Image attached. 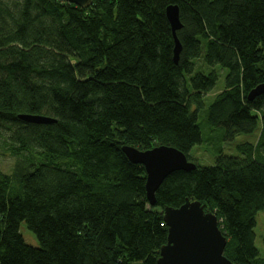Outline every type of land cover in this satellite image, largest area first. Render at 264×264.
Masks as SVG:
<instances>
[{"label": "trees", "instance_id": "obj_1", "mask_svg": "<svg viewBox=\"0 0 264 264\" xmlns=\"http://www.w3.org/2000/svg\"><path fill=\"white\" fill-rule=\"evenodd\" d=\"M171 5L183 25L178 64ZM201 59L228 71L206 117L218 76L196 72ZM263 82L264 0H93L88 9L0 0V157L14 160L12 174L0 170V264H158L164 209L187 199L218 216L227 258L264 264L255 232L264 159L221 157L172 174L156 194L159 213L144 166L122 150L167 145L189 158L203 142L200 117L223 142L252 134L256 112L264 127V96L248 95Z\"/></svg>", "mask_w": 264, "mask_h": 264}, {"label": "water", "instance_id": "obj_2", "mask_svg": "<svg viewBox=\"0 0 264 264\" xmlns=\"http://www.w3.org/2000/svg\"><path fill=\"white\" fill-rule=\"evenodd\" d=\"M57 1L75 4L82 9L93 5V0ZM166 14L173 30L174 60L178 64L182 44L177 33L183 28L179 7L169 6ZM261 96H264V82L251 90L248 99L253 101ZM19 119L30 124L55 123L43 116L21 115ZM122 150L132 163L144 166L146 195L151 207L156 206V194L169 176L198 169V165L190 161L186 154L172 146L161 145L150 150L124 146ZM163 219L168 227V241L161 248L158 264H236L225 255L228 238L219 227L218 216L201 202L187 199L179 208L167 206Z\"/></svg>", "mask_w": 264, "mask_h": 264}, {"label": "rangeland", "instance_id": "obj_3", "mask_svg": "<svg viewBox=\"0 0 264 264\" xmlns=\"http://www.w3.org/2000/svg\"><path fill=\"white\" fill-rule=\"evenodd\" d=\"M196 72H202L206 75L215 73L218 76V82L213 91L204 98L205 108L201 111V116L204 117L205 114L206 117L208 116L210 105L214 103L216 98L225 90V81L228 71L224 70L220 66L209 67L204 64L203 59H201L197 62ZM255 115L259 118L257 130L249 135H239L232 142H223L222 131H219L220 134H218V131L209 129L207 126L208 123L206 125L205 121L200 117L199 120L201 119L202 121L200 126L202 129L203 142L201 145L192 149L189 153V160L196 163L198 167L203 168L216 166L221 157L239 159L256 158L257 160L261 157L264 159V139L261 136L264 127L260 114L256 112ZM6 134H8V132H5V135ZM5 135L0 134V140L2 142L5 139ZM262 163L264 164V160H262ZM13 166L14 160L11 156L0 157V170L3 173L12 174ZM151 208L159 213H163L161 208ZM256 224V245L260 251V255L264 257V211L258 213L256 217ZM21 234L29 245L39 247L37 237L28 229L26 223L21 224Z\"/></svg>", "mask_w": 264, "mask_h": 264}]
</instances>
